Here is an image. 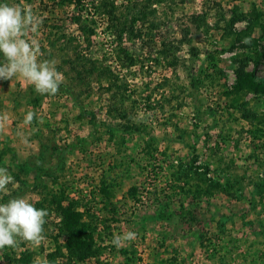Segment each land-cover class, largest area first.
Wrapping results in <instances>:
<instances>
[{"label": "rangeland", "instance_id": "rangeland-1", "mask_svg": "<svg viewBox=\"0 0 264 264\" xmlns=\"http://www.w3.org/2000/svg\"><path fill=\"white\" fill-rule=\"evenodd\" d=\"M5 2L41 18L26 38L62 82L41 95L22 77L0 81V167L14 177L0 203L25 197L49 211L42 243L6 246L0 264L26 250L49 261L64 243L53 239V196L73 200L103 242L98 257L75 263L62 249L57 264H264V132L253 138L257 119L243 117L264 116V94L234 107L226 96L241 66L264 83V33L248 27L264 0ZM134 17V34L119 39ZM29 111L37 116L25 124ZM128 231L135 240L111 243Z\"/></svg>", "mask_w": 264, "mask_h": 264}, {"label": "clouds", "instance_id": "clouds-1", "mask_svg": "<svg viewBox=\"0 0 264 264\" xmlns=\"http://www.w3.org/2000/svg\"><path fill=\"white\" fill-rule=\"evenodd\" d=\"M42 23L31 6L23 8L16 4L0 2V81H11L14 77H22L34 86L38 94L55 95L60 88L62 75L57 71L55 60H39V43L28 40L29 32H36ZM243 43H249L245 38ZM36 113L27 112L24 123L31 124ZM8 119L0 116V129ZM22 136V133H17ZM14 177L5 167H0V193L7 192ZM49 211L37 208L25 197L11 198L0 203V249L6 246L15 248L19 241L39 246L45 239V217ZM136 233L128 231L122 236H114L111 243L119 248L123 242L133 241ZM32 264H49L46 259L36 257Z\"/></svg>", "mask_w": 264, "mask_h": 264}, {"label": "trees", "instance_id": "trees-1", "mask_svg": "<svg viewBox=\"0 0 264 264\" xmlns=\"http://www.w3.org/2000/svg\"><path fill=\"white\" fill-rule=\"evenodd\" d=\"M0 2H5V0H0ZM65 2H68V0H60V3ZM103 5H108L107 3H105V0H101L98 7ZM103 13H107V15H109L112 25H114V22H117V18L113 16V11L110 10ZM141 16H146V13H141ZM252 16V20H250L251 23H249L248 27L252 28V26L256 25L257 27H259L260 31L264 33V16L262 17V19H260L259 17L261 16V14H255ZM189 19L192 21V24H195V26H197L199 20L198 16H191ZM239 19L240 17L236 16L233 11V19H231L230 21V26L237 22ZM137 21H139V19L137 17H134L131 19L128 26L121 25L120 28H117L115 32L118 38L120 39L121 35L125 32L133 35L134 33L132 27ZM198 27L199 26H197V28ZM79 29L81 31L88 32L89 35H92L93 33L92 29H87L85 26H82ZM182 33L185 44L187 43V45H190L191 41L189 38V30L186 28ZM236 35L237 37L239 36L238 39H241L249 36L250 31H241ZM189 47V52L191 53V55H193L194 50L191 46ZM246 94L263 95L264 83L256 82L253 75L246 73L243 69V66H241L236 71L235 84L232 86L231 91L226 92V96L231 97V103L228 107H234L241 99V97ZM243 112V117L245 119H257L256 121L259 126L255 127L253 130H250L249 133L253 135V138L257 137L258 134L260 137V135L264 132V116L258 118V116L256 117V115L253 113L246 111ZM207 169L208 168L205 167V171H208ZM258 188L259 190H263L262 186ZM102 191L107 196V190L103 189ZM56 199V196H53L50 200L52 203H56L55 211L57 214H59L60 218L53 239L55 242L61 239L64 241V243L61 246H58L53 253L47 255L49 263L57 264V258L64 257L62 249H64L66 252V259L74 260L75 263H83L89 259L100 256L102 253L100 252V250L102 249L101 244L103 242L100 235H98L97 233L96 226L91 222L83 221L84 214L75 210L73 200L64 204V201L62 202V200L66 198L62 197L59 200ZM111 209L114 213L115 210L113 208ZM7 260L12 262L13 264H32L33 262L32 253L28 250L20 253L19 257L16 259L8 258Z\"/></svg>", "mask_w": 264, "mask_h": 264}]
</instances>
